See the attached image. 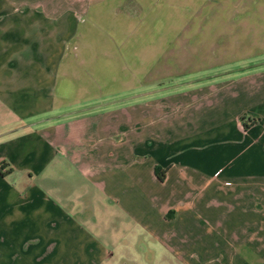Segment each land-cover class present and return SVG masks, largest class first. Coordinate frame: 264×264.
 <instances>
[{"label": "crops", "instance_id": "crops-1", "mask_svg": "<svg viewBox=\"0 0 264 264\" xmlns=\"http://www.w3.org/2000/svg\"><path fill=\"white\" fill-rule=\"evenodd\" d=\"M0 264H264V0H0Z\"/></svg>", "mask_w": 264, "mask_h": 264}, {"label": "rangeland", "instance_id": "rangeland-1", "mask_svg": "<svg viewBox=\"0 0 264 264\" xmlns=\"http://www.w3.org/2000/svg\"><path fill=\"white\" fill-rule=\"evenodd\" d=\"M87 18L88 20L91 21L93 19V15L89 14ZM107 25H108V21H107ZM117 25L119 26V23H117ZM124 32H127V31L122 30L121 28H118L116 32L114 31L115 36H113V41H112L113 47L116 48L118 52L124 51V49L128 48V49L134 50L136 53H139L143 45L142 44L143 40L140 37L139 38L135 37V36H139L138 35L139 29L136 32L134 31L132 35L129 34L128 35L129 37L126 34H124ZM108 33H110V31ZM133 35L134 37L132 39L131 36ZM146 40L147 38H145V41ZM132 43H133V46H131ZM69 46L71 49L72 43H70ZM73 52H75V50H73ZM103 54L104 53H99L98 55L94 56L92 53L91 54L84 53L83 59H81V61L84 62L86 70L83 71L85 73L83 77H81V79L85 80L86 86L83 87V93L80 96V99L84 100L83 98H88L89 96H93L94 94H100V95L115 94L114 97H111V100L117 99L119 103L121 101H125L126 99L129 100L131 97L132 103H133L132 105L133 109L139 115V112L141 109V100L139 99V94H142L145 92V89L142 90L140 88L141 86H144L143 84L145 83L142 82L141 78L139 80L134 77L132 79H129L130 78L129 75L131 71L125 70V69L124 70L117 69L115 67V64L112 61L109 63L106 61V60H109V58ZM141 60L142 58L139 60V56L135 57L134 64L140 65ZM103 64H105L106 66L111 65L112 69H109L108 67L103 68L104 67ZM147 64L148 62H146V55H145V64H143V66H147ZM95 66H97V70L94 69ZM117 67H118V64H117ZM88 72L92 74L91 77H90V74L88 75ZM91 80H93V82H91ZM78 81L80 82V80ZM183 81L184 79H178L177 81H173V82L180 83ZM156 88H157V85L150 86L149 88L150 92H153V93L151 94V98H149L150 100H148L145 104H143V106L144 105L148 106L147 111L149 114V121H150L149 124H153L154 131H156V127H157L156 121L158 120V118H155L156 115L168 109L166 108L163 111L158 112L157 94H154V92H157V90H154ZM79 92H82V91H79ZM76 93L74 90H71L69 98L76 97L77 96ZM142 101H145V100L143 99ZM112 102L114 103V101ZM136 116L137 114L136 115L134 114V120H136ZM159 119H162V118H159ZM162 120L163 121L159 122L161 130H162V133L160 134V136L162 138H169V139L173 138L174 137L173 134L177 132L176 127L173 125H170L171 126L170 133H166L164 129V124H163L165 123L166 119L164 118Z\"/></svg>", "mask_w": 264, "mask_h": 264}, {"label": "trees", "instance_id": "trees-1", "mask_svg": "<svg viewBox=\"0 0 264 264\" xmlns=\"http://www.w3.org/2000/svg\"><path fill=\"white\" fill-rule=\"evenodd\" d=\"M156 170V174L158 175L159 178H163V176H161L158 172H157V168H155Z\"/></svg>", "mask_w": 264, "mask_h": 264}]
</instances>
